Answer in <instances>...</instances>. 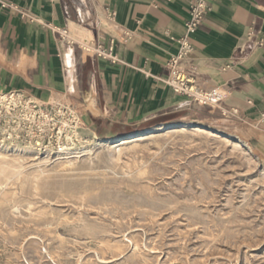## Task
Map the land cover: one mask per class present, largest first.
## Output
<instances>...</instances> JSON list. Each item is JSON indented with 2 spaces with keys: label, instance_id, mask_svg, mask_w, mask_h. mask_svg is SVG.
Listing matches in <instances>:
<instances>
[{
  "label": "rangeland",
  "instance_id": "1",
  "mask_svg": "<svg viewBox=\"0 0 264 264\" xmlns=\"http://www.w3.org/2000/svg\"><path fill=\"white\" fill-rule=\"evenodd\" d=\"M219 119L117 138L83 124L89 142L62 143L78 157L31 155L0 123V264H264V158ZM142 136L115 161L112 144Z\"/></svg>",
  "mask_w": 264,
  "mask_h": 264
},
{
  "label": "crops",
  "instance_id": "2",
  "mask_svg": "<svg viewBox=\"0 0 264 264\" xmlns=\"http://www.w3.org/2000/svg\"><path fill=\"white\" fill-rule=\"evenodd\" d=\"M193 1L0 0L14 6L0 7V96L16 91L35 103H69L89 131L109 138L192 118L217 122L218 110L203 114L159 80ZM50 26L103 46L113 40L118 61L83 54ZM250 30L264 38V0H216L189 38L194 51L183 65L201 88L225 96L223 107L237 109L234 122L264 158V44L255 47Z\"/></svg>",
  "mask_w": 264,
  "mask_h": 264
},
{
  "label": "built area",
  "instance_id": "3",
  "mask_svg": "<svg viewBox=\"0 0 264 264\" xmlns=\"http://www.w3.org/2000/svg\"><path fill=\"white\" fill-rule=\"evenodd\" d=\"M216 0H194L189 8L188 18L185 23V34L175 39L178 46L177 53L166 63L167 75L159 80L169 87L176 95L183 96L190 103L202 108H209L220 111L223 117L231 120L239 119L237 109H226L223 107L225 96L217 89L205 90L201 88L193 75L189 74L184 62L194 51L189 38L197 31V28L204 20L205 16L211 11L212 5ZM1 8H14L12 5L1 3ZM108 20L113 21L114 12L106 13ZM32 21H38L34 16ZM51 30L59 38L69 45H76L86 55L96 59L105 60L115 64L118 59L114 55V42L111 40L108 46H103L99 42L90 41L87 44H81L76 40L69 42L70 34L66 29L50 26ZM254 38L253 45L262 47L264 38L259 32L250 30L247 38ZM79 45V46H78ZM239 52H242L240 49ZM7 94L6 106L0 108V123L4 124V137L12 142L26 143L33 140L39 144L41 151L53 148L52 152L57 153L58 143L65 142V132L63 127L75 129L82 126L81 116L77 113L75 107L69 103L55 101L51 103H34L23 94L12 91ZM5 94V95H6ZM65 124V126H64ZM67 125V126H66ZM32 137V138H31Z\"/></svg>",
  "mask_w": 264,
  "mask_h": 264
},
{
  "label": "bare ground",
  "instance_id": "4",
  "mask_svg": "<svg viewBox=\"0 0 264 264\" xmlns=\"http://www.w3.org/2000/svg\"><path fill=\"white\" fill-rule=\"evenodd\" d=\"M84 34V33H83ZM74 37H76V38H74ZM87 37V36H86ZM68 40H69V42H72V40H76L77 42H80L81 44H83V46H85L84 44H87V43H89L90 41L89 40H85V39H83V38H81L80 36H77V35H75V36H72V35H70L69 36V38H68ZM6 100H7V94L6 95H3V96H0V108H3V107H5L6 106ZM34 102V101H33ZM35 103V102H34ZM5 108H7V106L5 107ZM95 112V111H94ZM64 126H65V124H64ZM67 126V125H66ZM79 127L80 126H78V127H76L75 129H71L70 127H63V129L62 128H60L61 130H63L64 132H65V142H73V145H74V147H76V145H78V144H83V143H87V142H89V141H87V140H85V138H83V136H82V134H81V132L79 131ZM198 127V126H197ZM186 129H188V128H186ZM197 129V128H196ZM152 132V131H151ZM169 132V131H168ZM174 133H181V132H179V131H177V130H175V131H173ZM200 132H202V131H200ZM148 136V135H147ZM166 136V135H165ZM213 136V135H212ZM211 136V137H212ZM146 136H142V137H132V138H128V139H122V140H119L118 142H116V143H114V144H112V147H110L112 150H113V156H114V159H115V161H117V159H118V157H119V150H120V147H122V146H125V145H127V144H130V143H133V142H137V141H141V140H147V139H149V137H146ZM5 138V137H4ZM153 138V137H152ZM9 139V138H8ZM92 140H95L94 139V137L92 138ZM226 142H229L227 139H224ZM4 141H5V139H4ZM10 141V140H9ZM108 142V141H107ZM5 143V142H4ZM10 143V142H9ZM35 143V142H34ZM97 143V142H96ZM30 144V143H29ZM103 144V143H102ZM39 144H34V146H32L31 148L32 149H28V152L32 155V150L33 149H41V148H39V146H38ZM94 145V144H93ZM74 147L73 148H71V149H67L66 147H64L62 144H61V142L59 141V143H58V152H65L66 153V151L67 150H72V152H70V151H68L67 153H73V154H76V156L78 157L79 156V152L80 151H78V152H74V150H76V149H74ZM80 147V146H79ZM50 148V147H49ZM48 148V149H49ZM94 148V147H93ZM126 148V147H125ZM136 148V147H135ZM48 149H46V150H48ZM51 150H52V148H50ZM130 149V148H129ZM128 150V149H127ZM130 151H133V150H130ZM3 152V151H2ZM50 152V151H49ZM85 152V151H84ZM134 152V151H133ZM29 153H28V155H29ZM83 153V152H82ZM8 154V153H7ZM17 154V153H16ZM15 154V155H16ZM19 154V153H18ZM87 154V153H86ZM9 155V154H8ZM12 155V154H11ZM85 155V154H84ZM72 156V155H71ZM68 157V156H67ZM82 157V156H81ZM17 158V157H16ZM26 158V157H25ZM28 158H30V157H28ZM92 158V157H91ZM113 158V157H112ZM77 159V158H76ZM36 160V159H35ZM91 160V159H90ZM66 163V162H65ZM68 163V162H67ZM70 166H71V164H70ZM69 166V167H70ZM74 166V165H73ZM24 167V166H23ZM72 167V166H71ZM7 168H5V166H3V167H1L0 168V171L1 172H3V171H5ZM10 172V171H9ZM26 172V171H25ZM40 172V171H39ZM38 173V172H37ZM8 175H9V173H7ZM36 174V173H35ZM18 175V174H17ZM26 175H27V173H26ZM29 175H31V173L29 174ZM38 175V174H37ZM36 175V176H37ZM40 175H41V173H40ZM15 176V175H14ZM35 176V177H36ZM9 177V176H8ZM26 177V176H25ZM24 177V178H25ZM40 177V176H39ZM4 179V178H3ZM16 179V178H15ZM26 179H27V181H28V179H29V177L27 178L26 177ZM31 179V178H30ZM35 180H37V178H35ZM3 181V180H2ZM21 181H23V180H21ZM4 182V181H3ZM6 182V181H5ZM20 182V181H19ZM32 182H33V180H32ZM35 182H37V181H35ZM28 183H30V182H28ZM20 185H21V183H19ZM24 184V183H23ZM19 185V186H20ZM26 185V184H25ZM35 185V184H34ZM34 187V186H33ZM36 187V186H35ZM22 188H23V186H22ZM35 190V189H34ZM17 210V209H16Z\"/></svg>",
  "mask_w": 264,
  "mask_h": 264
}]
</instances>
